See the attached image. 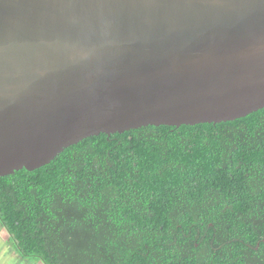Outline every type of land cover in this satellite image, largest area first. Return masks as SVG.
<instances>
[{
    "label": "water",
    "instance_id": "1",
    "mask_svg": "<svg viewBox=\"0 0 264 264\" xmlns=\"http://www.w3.org/2000/svg\"><path fill=\"white\" fill-rule=\"evenodd\" d=\"M262 109L264 0H0V177Z\"/></svg>",
    "mask_w": 264,
    "mask_h": 264
},
{
    "label": "trees",
    "instance_id": "2",
    "mask_svg": "<svg viewBox=\"0 0 264 264\" xmlns=\"http://www.w3.org/2000/svg\"><path fill=\"white\" fill-rule=\"evenodd\" d=\"M0 228L39 264H264V109L101 134L0 177Z\"/></svg>",
    "mask_w": 264,
    "mask_h": 264
},
{
    "label": "rangeland",
    "instance_id": "3",
    "mask_svg": "<svg viewBox=\"0 0 264 264\" xmlns=\"http://www.w3.org/2000/svg\"><path fill=\"white\" fill-rule=\"evenodd\" d=\"M9 238L10 236L5 229L0 228V264H39L29 259H17L8 243Z\"/></svg>",
    "mask_w": 264,
    "mask_h": 264
},
{
    "label": "crops",
    "instance_id": "4",
    "mask_svg": "<svg viewBox=\"0 0 264 264\" xmlns=\"http://www.w3.org/2000/svg\"><path fill=\"white\" fill-rule=\"evenodd\" d=\"M15 255H16V254H15ZM16 256H17V255H16ZM16 258H17V259H19V257H18V256H17ZM20 259H21V258H20ZM21 260H22V259H21Z\"/></svg>",
    "mask_w": 264,
    "mask_h": 264
}]
</instances>
